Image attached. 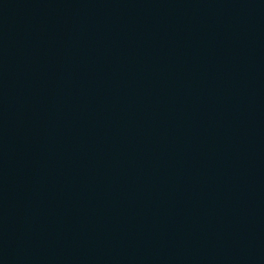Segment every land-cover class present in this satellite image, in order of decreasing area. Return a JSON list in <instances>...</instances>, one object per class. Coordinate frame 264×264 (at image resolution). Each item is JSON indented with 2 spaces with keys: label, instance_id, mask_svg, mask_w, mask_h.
Instances as JSON below:
<instances>
[{
  "label": "water",
  "instance_id": "95a60500",
  "mask_svg": "<svg viewBox=\"0 0 264 264\" xmlns=\"http://www.w3.org/2000/svg\"><path fill=\"white\" fill-rule=\"evenodd\" d=\"M0 264H264V0H0Z\"/></svg>",
  "mask_w": 264,
  "mask_h": 264
}]
</instances>
